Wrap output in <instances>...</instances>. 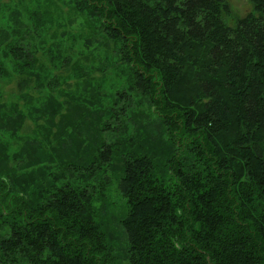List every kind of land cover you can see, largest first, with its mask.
<instances>
[{"label":"trees","instance_id":"16d2710c","mask_svg":"<svg viewBox=\"0 0 264 264\" xmlns=\"http://www.w3.org/2000/svg\"><path fill=\"white\" fill-rule=\"evenodd\" d=\"M250 1L253 10L229 25L227 0H72L99 18L128 69L124 99L138 92L154 115L140 149L122 150L129 264H264V0ZM22 50L11 53L27 59ZM90 142L84 163L57 154L50 181L18 175L3 147L0 231L10 232H0V263L122 264L94 190L58 184L111 164L117 144L97 133ZM33 151L19 169L55 162Z\"/></svg>","mask_w":264,"mask_h":264},{"label":"rangeland","instance_id":"374dc122","mask_svg":"<svg viewBox=\"0 0 264 264\" xmlns=\"http://www.w3.org/2000/svg\"><path fill=\"white\" fill-rule=\"evenodd\" d=\"M227 1L231 13L224 20L229 25L253 10L250 0ZM109 44L99 18L79 11L72 0H0V166L7 158L5 147L18 175L35 173L50 181L61 170L57 154L69 153L65 160L81 164L89 158L86 150L93 134L116 143L113 161L96 176L69 173L68 180L58 184L70 181L94 190L98 220L113 243L111 255L129 264L123 261L127 240L120 222L128 206L118 188L123 151L129 156L140 149L143 128L155 120L141 94L133 92V100L124 99L129 97L130 73ZM15 45L27 59L15 58ZM24 80L27 86L21 89ZM107 123L112 130H103ZM35 148L55 162L19 169L36 159ZM0 232L4 235L10 228Z\"/></svg>","mask_w":264,"mask_h":264},{"label":"bare ground","instance_id":"6f19581e","mask_svg":"<svg viewBox=\"0 0 264 264\" xmlns=\"http://www.w3.org/2000/svg\"><path fill=\"white\" fill-rule=\"evenodd\" d=\"M174 123V122H173Z\"/></svg>","mask_w":264,"mask_h":264}]
</instances>
